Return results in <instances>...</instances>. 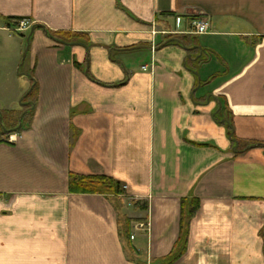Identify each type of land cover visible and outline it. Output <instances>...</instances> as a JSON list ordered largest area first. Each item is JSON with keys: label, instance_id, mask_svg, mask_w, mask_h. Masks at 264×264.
Masks as SVG:
<instances>
[{"label": "crops", "instance_id": "0c3cea01", "mask_svg": "<svg viewBox=\"0 0 264 264\" xmlns=\"http://www.w3.org/2000/svg\"><path fill=\"white\" fill-rule=\"evenodd\" d=\"M0 37V264H264V0H0Z\"/></svg>", "mask_w": 264, "mask_h": 264}, {"label": "trees", "instance_id": "16d2710c", "mask_svg": "<svg viewBox=\"0 0 264 264\" xmlns=\"http://www.w3.org/2000/svg\"><path fill=\"white\" fill-rule=\"evenodd\" d=\"M16 23L23 21L22 19H16L15 20ZM7 24L8 26H10L9 22H11V20H7ZM51 37H53L56 40H60V38L58 37V35H52L50 34ZM170 38V37H168ZM26 102V99L25 101ZM223 109V108H222ZM9 116H6V119H8L9 117L13 120V124L10 127H6L5 125L0 126V138L6 136L10 131V128H15L17 126V119L19 117V114L16 112H10L8 114ZM0 117H2V121L5 120V117L1 114ZM4 143L2 139H0V143ZM69 191L71 193H79V194H98V195H103V196H120L123 194V189H122V185L115 181L114 179L108 178V177H103V176H81V175H75V174H71L69 176ZM186 205L185 201H182L181 204V238L178 242L179 245H177L180 249V251L182 250L183 247V242H182V235L184 234V223L187 220H190L193 216V214L195 213L196 209H197V204L195 202H193L191 204L190 210H189V215L187 218H185L184 215V206ZM174 259V258H173ZM171 259V260H173Z\"/></svg>", "mask_w": 264, "mask_h": 264}, {"label": "built area", "instance_id": "2783aa9c", "mask_svg": "<svg viewBox=\"0 0 264 264\" xmlns=\"http://www.w3.org/2000/svg\"><path fill=\"white\" fill-rule=\"evenodd\" d=\"M176 23V28L179 27L180 25V19H176L175 21ZM190 29L192 30V34L199 36V35H205L209 32L210 30V23L207 19L203 18V17H199L196 18L192 21H190L189 23ZM31 24L29 23V21H20L19 23H17V31L20 33H26L28 32V30L30 29ZM146 68L143 67L142 70H145ZM18 137L16 134H7L6 136L3 137V142L7 143V144H14L16 143ZM126 187H123V190H125ZM147 228V225H139L138 226V230H143ZM131 239H133V237H131Z\"/></svg>", "mask_w": 264, "mask_h": 264}, {"label": "rangeland", "instance_id": "374dc122", "mask_svg": "<svg viewBox=\"0 0 264 264\" xmlns=\"http://www.w3.org/2000/svg\"><path fill=\"white\" fill-rule=\"evenodd\" d=\"M0 44L2 45V47H3V49H4V54L5 55H7V53L9 52V48L11 47V48H13V44L10 42V41H7L5 38H3V37H0ZM24 47H26V45H25V42L24 43H21ZM5 59V58H4ZM6 59H7V63L10 65L11 64V59L9 58V57H6ZM3 60V59H2ZM0 85L1 86H5L6 85V83H5V81H1L0 82ZM16 107L17 106H19V103H17L16 105H15Z\"/></svg>", "mask_w": 264, "mask_h": 264}, {"label": "water", "instance_id": "95a60500", "mask_svg": "<svg viewBox=\"0 0 264 264\" xmlns=\"http://www.w3.org/2000/svg\"><path fill=\"white\" fill-rule=\"evenodd\" d=\"M33 34V29L30 31L29 35L26 37V49H25V52H24V55H23V58H25L26 54H27V51L29 49V40H30V37L31 35ZM57 42H61V41H58V40H55ZM26 76L27 78H31L29 75H24ZM21 104V103H20ZM22 105V104H21ZM21 120H22V117L19 118L18 122H19V125L21 123ZM19 129V127H18ZM17 129L13 130V131H10V132H15ZM249 148H253V147H249Z\"/></svg>", "mask_w": 264, "mask_h": 264}]
</instances>
